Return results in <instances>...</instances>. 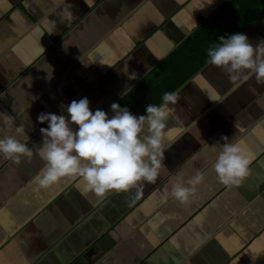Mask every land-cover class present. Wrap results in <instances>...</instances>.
<instances>
[{
  "label": "crops",
  "instance_id": "0c3cea01",
  "mask_svg": "<svg viewBox=\"0 0 264 264\" xmlns=\"http://www.w3.org/2000/svg\"><path fill=\"white\" fill-rule=\"evenodd\" d=\"M0 264H264V0H0Z\"/></svg>",
  "mask_w": 264,
  "mask_h": 264
}]
</instances>
